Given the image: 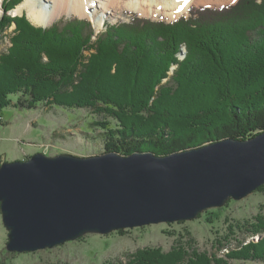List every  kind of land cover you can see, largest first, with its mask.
Segmentation results:
<instances>
[{
    "label": "trees",
    "instance_id": "obj_1",
    "mask_svg": "<svg viewBox=\"0 0 264 264\" xmlns=\"http://www.w3.org/2000/svg\"><path fill=\"white\" fill-rule=\"evenodd\" d=\"M21 2L5 0L0 10V111L87 110L117 123L100 138L105 152L123 156L164 157L264 133V0L191 7L171 24L135 17L108 24L95 42L87 20L42 28L26 14L12 17ZM247 226L258 242L245 238L223 257L148 248L125 264H264V218Z\"/></svg>",
    "mask_w": 264,
    "mask_h": 264
},
{
    "label": "water",
    "instance_id": "obj_2",
    "mask_svg": "<svg viewBox=\"0 0 264 264\" xmlns=\"http://www.w3.org/2000/svg\"><path fill=\"white\" fill-rule=\"evenodd\" d=\"M16 8L9 14L23 16L14 13ZM262 186L264 133L164 157L151 152L37 154L28 161L4 163L0 210L9 232L8 252L25 254L88 234L192 221Z\"/></svg>",
    "mask_w": 264,
    "mask_h": 264
},
{
    "label": "rangeland",
    "instance_id": "obj_3",
    "mask_svg": "<svg viewBox=\"0 0 264 264\" xmlns=\"http://www.w3.org/2000/svg\"><path fill=\"white\" fill-rule=\"evenodd\" d=\"M238 1L226 5L192 7H230ZM23 14L27 15L26 12ZM112 15L116 18L108 16L103 22L98 20L95 23L92 18L64 14L50 26L78 18L90 22L92 30L98 34L103 32L106 23L130 24L135 17L171 24L182 17H189V10L178 18L167 14L146 17L120 5ZM14 30L15 26L10 29L11 32ZM97 38V35L93 36L92 41L95 42ZM186 52V47H182L181 60L185 58ZM86 55H91V52ZM172 74L171 71L170 76ZM13 101H16V97H13ZM106 123L109 126H105ZM116 127L114 120L99 118L83 109L55 107L49 110L40 104L34 110H27L11 106L0 111V165L28 161L37 154L49 157L61 154L78 157L102 155L105 147L100 134L106 128ZM256 218H264V186L241 201L231 199L224 207L207 210L192 221L151 224L108 235L88 234L53 249L18 254L7 250L9 232L4 227L0 210V264H125L131 255L148 248L169 253L184 247L189 253L196 251L223 257L238 248V242L248 238L246 228L250 227L247 225L255 222ZM257 237H249L246 244L256 242ZM219 244L225 245L223 250H219Z\"/></svg>",
    "mask_w": 264,
    "mask_h": 264
},
{
    "label": "bare ground",
    "instance_id": "obj_4",
    "mask_svg": "<svg viewBox=\"0 0 264 264\" xmlns=\"http://www.w3.org/2000/svg\"><path fill=\"white\" fill-rule=\"evenodd\" d=\"M3 0H0L2 2ZM236 0H24L14 11L27 13L28 19L36 26L48 27L64 14H76L92 18L95 23L103 22L105 17H114L113 11L120 5L141 16L167 14L178 18L192 6L226 5ZM1 8V7H0ZM101 16V17H100ZM99 18V19H98ZM100 18L102 21H100ZM143 18V17H142ZM101 25V23H99ZM106 28L103 29V32ZM102 32L96 34L97 36Z\"/></svg>",
    "mask_w": 264,
    "mask_h": 264
},
{
    "label": "built area",
    "instance_id": "obj_5",
    "mask_svg": "<svg viewBox=\"0 0 264 264\" xmlns=\"http://www.w3.org/2000/svg\"><path fill=\"white\" fill-rule=\"evenodd\" d=\"M258 240H259V237L256 238V242H258Z\"/></svg>",
    "mask_w": 264,
    "mask_h": 264
}]
</instances>
